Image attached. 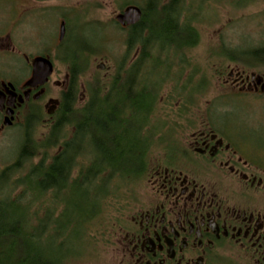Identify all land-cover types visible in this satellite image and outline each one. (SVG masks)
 I'll return each instance as SVG.
<instances>
[{
	"label": "trees",
	"instance_id": "trees-1",
	"mask_svg": "<svg viewBox=\"0 0 264 264\" xmlns=\"http://www.w3.org/2000/svg\"><path fill=\"white\" fill-rule=\"evenodd\" d=\"M186 1L123 2L120 11L131 5L142 10L139 23L122 28L128 32V55L138 48L140 52L110 85L96 80L81 89L88 57L99 53L97 39L81 35L72 50L75 35L66 34L59 59L69 68V82L49 117L50 133L37 141L35 130L44 118L40 109H33L16 162L0 174V264H68L82 253L89 227L99 221L106 201L120 205L118 212L123 213L116 223L125 225V212L152 166L159 126L151 121L162 89L173 81V68L185 52L200 42L193 16L182 20ZM223 56L247 67H264V44L246 52L224 51ZM161 68L165 71L157 76ZM83 90L86 101L80 105ZM41 149L57 152L35 164ZM19 189L25 193L14 198ZM126 190L132 196L123 199ZM48 193L57 207L49 208L35 225L32 205Z\"/></svg>",
	"mask_w": 264,
	"mask_h": 264
},
{
	"label": "rangeland",
	"instance_id": "rangeland-1",
	"mask_svg": "<svg viewBox=\"0 0 264 264\" xmlns=\"http://www.w3.org/2000/svg\"><path fill=\"white\" fill-rule=\"evenodd\" d=\"M125 1L138 5L145 0H0V83L10 82L21 88L31 77L32 60L39 56L50 58L55 67L44 87L45 97L29 102L14 125L6 126L0 132V174L16 162L24 142V127L33 109H40L44 118L35 130L37 141H44L50 133L49 101L59 102L69 82V68L59 59L63 45L59 40L62 22L67 25L66 34L75 35L72 36L75 39L72 50L77 49L81 35L97 39L95 46L99 53L88 57L86 71L80 79L81 89L96 80L110 85L117 75L123 74V67H129L137 59L140 48L137 53L134 51L128 55L125 43L128 32L115 24ZM169 1L164 0V3ZM241 1L185 2L182 20L185 22L193 16L192 23L200 34V42L185 52L179 65L173 68V81L162 89L151 121V124L159 126L151 152L152 165H157V161L162 159L166 145L183 148L189 137L186 128L206 124L236 126L243 131L248 130L252 139L256 137L254 132L264 133V96L260 92L241 93L233 86L234 78H231V72H245L249 77L264 76V67H247L223 56L224 51L246 52L264 44V0L246 5ZM26 57L30 59L29 63ZM101 65L104 67L102 70L99 68ZM164 71L161 68L156 72L157 76ZM84 96L83 90L80 105L86 101ZM2 121L0 115V128ZM68 131L70 136L72 129ZM56 152L57 149L47 152L41 149L35 164L43 158L48 161ZM23 193V189L15 191L14 198ZM135 194L126 214L146 198V185L139 187ZM129 196L132 192L129 195L127 190L124 191L123 199ZM55 204L51 193L36 200L31 208L36 216L34 224L37 225L49 208L55 209ZM119 209L116 201H106L103 214L97 219L99 221L89 227L82 253L72 257L68 264H129L124 259L128 242H119L124 238L116 223L123 213L119 214Z\"/></svg>",
	"mask_w": 264,
	"mask_h": 264
},
{
	"label": "flooded vegetation",
	"instance_id": "flooded-vegetation-1",
	"mask_svg": "<svg viewBox=\"0 0 264 264\" xmlns=\"http://www.w3.org/2000/svg\"><path fill=\"white\" fill-rule=\"evenodd\" d=\"M231 78L241 93L264 96V76L231 72ZM0 84L1 132L10 84L17 94L12 125L41 89L19 106V97L29 90L26 83L21 88ZM52 101L49 109L58 108L60 101ZM185 131L183 148L166 145L162 159L151 166L146 198L119 228L124 235L119 242H128L124 259L129 264H264V133L254 132L252 139L248 130L208 124Z\"/></svg>",
	"mask_w": 264,
	"mask_h": 264
},
{
	"label": "water",
	"instance_id": "water-1",
	"mask_svg": "<svg viewBox=\"0 0 264 264\" xmlns=\"http://www.w3.org/2000/svg\"><path fill=\"white\" fill-rule=\"evenodd\" d=\"M142 14L143 13L140 7L131 5L126 7L121 13H119L116 16V22L120 24L122 27L134 26L140 22V20L142 19ZM59 33H60L59 40L60 42H63L67 33V26L65 22L61 23ZM31 65H32L31 77L25 84V87H27L29 90L25 93L24 97L22 96L19 97V103H20L19 106H21L22 104H24L25 101H28L30 99V94L32 90L41 89L34 96L35 100H39L44 95L45 93L44 87L46 86V84H48L51 76L54 74L55 71L54 63L48 57H44V56L36 57L32 60ZM99 68L101 70L104 69L103 65H101ZM258 83H260L259 80ZM10 89L11 91L8 92L10 108L8 110L5 119V126L12 125V119L16 108L15 102H16L17 94L14 92V86L12 84H10ZM0 95L4 97V93L0 92ZM50 109L47 111V114L49 116H52L55 114L57 107L51 105Z\"/></svg>",
	"mask_w": 264,
	"mask_h": 264
}]
</instances>
